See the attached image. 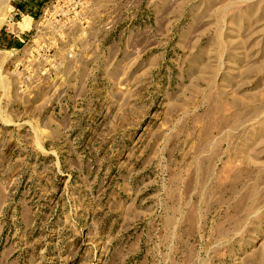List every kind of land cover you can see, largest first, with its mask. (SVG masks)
Wrapping results in <instances>:
<instances>
[{
	"label": "rangeland",
	"instance_id": "374dc122",
	"mask_svg": "<svg viewBox=\"0 0 264 264\" xmlns=\"http://www.w3.org/2000/svg\"><path fill=\"white\" fill-rule=\"evenodd\" d=\"M27 3L0 0V264H264V0Z\"/></svg>",
	"mask_w": 264,
	"mask_h": 264
},
{
	"label": "crops",
	"instance_id": "0c3cea01",
	"mask_svg": "<svg viewBox=\"0 0 264 264\" xmlns=\"http://www.w3.org/2000/svg\"><path fill=\"white\" fill-rule=\"evenodd\" d=\"M28 3H27V8L31 9V11L33 12H36L37 10H39L42 5H41V2L42 0H26ZM30 11V10H29Z\"/></svg>",
	"mask_w": 264,
	"mask_h": 264
}]
</instances>
